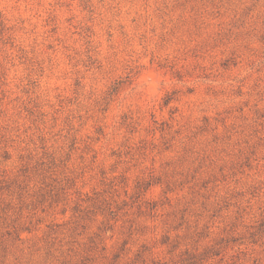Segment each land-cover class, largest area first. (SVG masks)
I'll return each mask as SVG.
<instances>
[{
    "label": "rangeland",
    "instance_id": "374dc122",
    "mask_svg": "<svg viewBox=\"0 0 264 264\" xmlns=\"http://www.w3.org/2000/svg\"><path fill=\"white\" fill-rule=\"evenodd\" d=\"M0 264H264V0H0Z\"/></svg>",
    "mask_w": 264,
    "mask_h": 264
}]
</instances>
